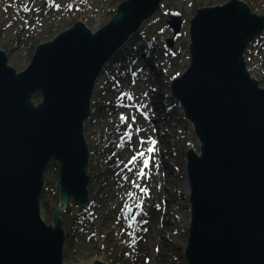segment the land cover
<instances>
[{"label":"water","instance_id":"obj_1","mask_svg":"<svg viewBox=\"0 0 264 264\" xmlns=\"http://www.w3.org/2000/svg\"><path fill=\"white\" fill-rule=\"evenodd\" d=\"M161 3L123 0L95 30L79 18L40 43L23 72L0 51V264H64L60 215L69 200L78 207L90 201L84 126L96 84ZM166 24L173 48L184 16L172 11ZM263 32L264 16L240 0L200 8L189 23L190 64L170 87L200 143L199 153H187L186 264H264V88L245 60ZM51 162L59 166L60 204L48 225L41 196ZM125 217L131 225V209ZM83 262L108 264L101 253L76 264Z\"/></svg>","mask_w":264,"mask_h":264},{"label":"rangeland","instance_id":"obj_2","mask_svg":"<svg viewBox=\"0 0 264 264\" xmlns=\"http://www.w3.org/2000/svg\"><path fill=\"white\" fill-rule=\"evenodd\" d=\"M47 1L0 0V51L17 72L26 70L40 43L54 39L79 18L95 30L117 12L123 0H54L48 7ZM229 1L162 0L161 10L142 25L140 36L127 42L134 49L152 44L158 48L155 53L138 57L132 72L118 84L108 70L100 76L92 104L101 100L111 106L91 112L85 122L92 203L80 215V207L69 200L60 215L65 233L71 232L69 238L66 235L64 264L90 262L97 253L105 255L108 264H186L191 222L190 191L185 186L187 153L190 149L199 153L200 143L170 87L190 64V20L200 8ZM240 1L264 16V0ZM172 11L184 16V26L169 48L167 41L173 35L166 18ZM245 60L251 77L264 88V32L248 46ZM41 99H35V104ZM149 147L154 151L149 153ZM105 171L106 181L101 184L99 175ZM58 179L59 166L51 162L45 172L47 190L41 196V201L46 199V204L41 202V215L48 225L53 224L60 204ZM128 209L132 210L131 225L125 217ZM114 225L122 247L111 256L113 245L104 237Z\"/></svg>","mask_w":264,"mask_h":264},{"label":"trees","instance_id":"obj_3","mask_svg":"<svg viewBox=\"0 0 264 264\" xmlns=\"http://www.w3.org/2000/svg\"><path fill=\"white\" fill-rule=\"evenodd\" d=\"M116 14V13H115ZM114 14V16H115ZM142 33V31H140L139 33H137L136 35L132 36L134 38L140 36V34ZM131 37V38H132ZM158 48L156 47H153V45H149V46H146V45H143L142 48H132L130 47V45L127 43L123 48H121L118 53L112 58V60L110 61V64L106 65L105 67V70L107 72H109V75H110V78L113 79L114 83L115 84H118L125 76L126 74H130L132 72V69H133V63L139 59L138 57L140 56H144V54L146 53H149L150 56H152L154 53H155V50H157ZM129 64V65H128ZM110 65L113 66V69L110 70ZM110 70V71H109ZM95 92V90H94ZM40 95L37 94L35 97H34V100L37 99V100H40ZM176 103H178L177 101H175ZM118 105V104H117ZM111 104L106 102V101H101L99 100L98 102H95L92 104V107H91V112L93 113L94 111H98V110H103L105 111V109L107 107H110ZM116 106V105H115ZM117 107V106H116ZM171 135V134H170ZM164 137L166 136L165 134L163 135ZM54 165H58L56 164L55 162H53ZM93 171V170H92ZM107 173V171L101 173L99 176H100V179H99V182L101 184H104L105 183V177L102 176V174H105ZM98 175V174H97ZM105 180V181H104ZM91 181H93V177L91 178ZM47 190V187L44 189V192ZM42 197H44L42 195ZM91 199V198H90ZM93 201V200H92ZM44 204H46V199L43 198V200L41 201ZM91 201H89V204H87L86 206L84 207H80L79 208V214L80 215H83L85 214L87 211V209H89V206L91 205L90 203ZM109 220V218H108ZM110 225V224H109ZM72 231V230H71ZM109 235L104 237V240L110 244L113 245V248H112V254L111 256H113V253H116L118 252L122 246H120V243L118 242V238L116 237L117 235V226L114 225V228H112V231H110V233H108ZM67 235V238H69V236H71V232H67L66 233ZM68 243H71L72 244V241L70 240ZM106 243V244H108ZM109 245V244H108ZM112 245H109L107 248L108 249H111V246ZM116 257V256H114ZM125 264V263H123Z\"/></svg>","mask_w":264,"mask_h":264},{"label":"snow or ice","instance_id":"obj_4","mask_svg":"<svg viewBox=\"0 0 264 264\" xmlns=\"http://www.w3.org/2000/svg\"><path fill=\"white\" fill-rule=\"evenodd\" d=\"M155 143H156V142L153 140V141H152V144L155 145ZM147 151H148L149 153H151V152L154 151V148L149 147V148L147 149ZM139 156H140V157H143V156H144V152H140V153H139ZM136 159H137V157L134 156V157L132 158V161H131V162L134 163V162L136 161ZM143 163H144V166L147 167L148 164H149V160H148V159H145ZM139 175H140V176H143V175H144V171H143V169L140 170ZM142 191H145V190L142 189Z\"/></svg>","mask_w":264,"mask_h":264},{"label":"bare ground","instance_id":"obj_5","mask_svg":"<svg viewBox=\"0 0 264 264\" xmlns=\"http://www.w3.org/2000/svg\"><path fill=\"white\" fill-rule=\"evenodd\" d=\"M185 186H186L187 191L189 192L190 191L189 180L185 181Z\"/></svg>","mask_w":264,"mask_h":264}]
</instances>
